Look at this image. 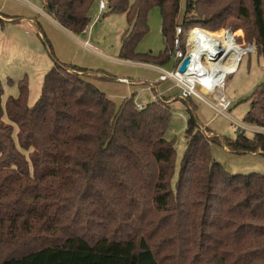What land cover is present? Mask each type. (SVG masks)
Instances as JSON below:
<instances>
[{"label": "trees", "instance_id": "1", "mask_svg": "<svg viewBox=\"0 0 264 264\" xmlns=\"http://www.w3.org/2000/svg\"><path fill=\"white\" fill-rule=\"evenodd\" d=\"M43 1L69 31L88 29L95 0ZM196 1L186 0V15ZM235 4L263 53L264 0ZM155 6L162 12L166 42L156 57L137 51ZM181 8L182 0H108L109 11L125 13L130 22L122 35L121 58L165 64ZM5 17L0 14L2 24L22 19ZM201 22L187 19L183 26ZM86 71L56 59L33 106L21 83L19 96H11L6 105L19 128L18 142L13 125L2 122L0 80V238L7 237L11 245L29 236L0 264H167L168 255L175 264H264V172L232 174L211 155L212 143L233 153L264 154V133L208 138L197 107L186 104L187 147L173 183L177 150L165 137L169 105L155 100L138 109L133 96L117 105L85 79ZM246 100L250 109L244 121L264 127V81ZM27 151H32L30 158ZM70 202L76 205L75 215L87 206L77 202L96 205L83 232L76 225L72 230L61 226Z\"/></svg>", "mask_w": 264, "mask_h": 264}, {"label": "rangeland", "instance_id": "2", "mask_svg": "<svg viewBox=\"0 0 264 264\" xmlns=\"http://www.w3.org/2000/svg\"><path fill=\"white\" fill-rule=\"evenodd\" d=\"M219 1H221L220 5H210L207 0H201V2L197 0L194 8L186 15V0H182V10L177 19L176 28L183 25L187 19L199 20L202 21L201 26L197 27L215 33H223L227 30L232 33L237 32L236 41L240 45L253 47L243 55L238 64L237 72L228 74L226 78L224 93L230 102V106L224 113L212 107L213 104L210 105L209 102L216 103L212 94L205 95L207 100L194 96L192 98L183 97L181 95L182 89L175 80L161 81L159 71L153 66L144 64L151 63L168 70H175L173 39L176 28L174 33L169 35L171 52L168 54L169 60L165 64L160 65L142 59L121 61L122 35L130 28V22L125 13L110 12L108 9L98 17L99 0H95L90 10L91 23L88 29L75 37L55 24L43 12H39L35 6L44 9L42 0H0V5L7 2V9L11 10L12 13L37 16L39 22L37 25H40L41 28L40 33L37 25L33 22L20 24L8 22L2 24L0 22V80L3 89L1 104L4 109L2 122L5 125H13V137L18 142L19 128L9 119L6 105L11 96H19L21 83L27 87L28 105L33 106L41 96L45 75L55 65L56 59L69 67L77 65L87 68L89 71L83 73L85 79L105 91L107 96L114 100L117 105L132 96L138 109L145 108L155 100V102L163 101L169 105L170 119L165 130V137L173 142L177 150L173 177V183H175L187 147L185 131L189 111L186 104L193 108L197 107V115L203 127L207 129V131L204 130V133L208 138L217 133L225 139L234 140L242 132L247 137H253L256 133V130L244 121V117L250 109V101L246 99L264 81V52L260 53V47L252 38L251 31H246L247 21L238 15L235 0ZM226 9L230 11L226 12ZM211 20L217 23L211 22ZM148 26L149 31L139 41L137 51L151 53L156 57L166 48L162 29L163 16L159 7L155 6L150 10ZM184 29L187 32L189 28ZM44 37H46L45 40ZM88 41L90 45L87 44ZM182 41L181 48L185 49V45H183L185 34L182 36ZM46 43L51 47L50 51H48ZM123 77H127L126 79L131 81H120L119 78ZM198 90L202 92L203 88L198 86ZM258 127L261 128V126L255 125L256 129ZM260 131L264 132V128H261ZM30 152L32 151L25 152L28 158H30ZM211 155L232 174L264 172V154L233 153L224 148L222 144L212 143ZM77 204L84 207L87 204L85 209L79 208L83 216L81 214L75 215L76 205L72 207L70 202L66 205L69 212L62 214L60 223L67 230H72L70 228L76 225L83 232V228L86 227L87 216L91 212H97V209L94 204L82 202H77ZM92 230L99 233L98 229ZM47 237L50 238L49 235ZM28 238V235H23L19 239L13 240L15 243L11 245L6 243L7 237L3 241L0 238V260L4 254L8 255L15 245L28 242ZM33 243L38 244L41 241L34 240ZM165 262L175 264L169 255Z\"/></svg>", "mask_w": 264, "mask_h": 264}, {"label": "built area", "instance_id": "3", "mask_svg": "<svg viewBox=\"0 0 264 264\" xmlns=\"http://www.w3.org/2000/svg\"><path fill=\"white\" fill-rule=\"evenodd\" d=\"M108 9V0H99V16H101V14L103 12H105ZM196 27L193 28H189L187 32H185V29L183 27V25H180L176 28V32H175V38L173 39V46H174V61L176 62V68L175 70H168L166 68H162L159 67V72H160V80L161 81H165V80H175L177 85L182 89V93L181 95L183 97L186 98H192L197 97L199 99L202 100H207V98L205 97V95H209L212 94L216 100V103L213 102H209L210 105H212V107H214L215 109H217L219 112H225L228 107L230 106V102L228 100V98L226 97L225 93H224V87H225V82H226V78L228 76V74H232L237 72L233 71V72H228L225 74V77H223L221 80H219V77H217L214 74V70L213 67L211 65V61L210 59L207 57L206 54H200V62L203 64L201 67L197 66L200 72V74L198 75V77H194L195 80L193 83H191L190 81H188V78H181L179 76H182V72L179 71V67L182 63V61L184 60V58L187 55L191 56V64H192V52L196 49L195 48V43L196 41H193L192 39V33L196 30ZM200 29V27H198ZM202 29V28H201ZM204 31H206L205 29H202ZM210 33V34H207ZM225 37L229 38L231 37L232 41H236V36L234 35V33L230 32L229 30L224 31L223 32ZM222 33V34H223ZM185 34V41L184 44L185 45V49L181 48V45L183 43L182 41V36ZM218 33L215 32H209L206 31L205 32V37L204 38H200L199 40H201V43L203 42H208V43H214L217 42V47L215 48V51L213 53H211L210 55H208L209 57L213 58V61H218V60H227L225 59L226 57H228L229 55H227V53L224 51L223 49L226 46V39H221L218 36ZM196 40V39H195ZM90 42L88 41L87 44H89ZM90 45V44H89ZM250 51V50H248ZM247 51V52H248ZM246 52V53H247ZM245 54V53H244ZM242 54L238 61L237 64L240 63L243 55ZM191 64L189 65V67L191 66ZM188 67V68H189ZM203 68V69H202ZM219 69H217L216 71H218ZM218 74H220V72H217ZM186 74V73H184ZM120 81H127L126 78H119ZM221 81V82H220ZM198 86L203 88L202 92H199L198 90ZM223 88V93L220 92V89ZM140 109H143V107H141ZM254 130H256V132H261L264 133L262 131H260L261 128L264 127H258V129H256L255 127H253Z\"/></svg>", "mask_w": 264, "mask_h": 264}, {"label": "bare ground", "instance_id": "4", "mask_svg": "<svg viewBox=\"0 0 264 264\" xmlns=\"http://www.w3.org/2000/svg\"><path fill=\"white\" fill-rule=\"evenodd\" d=\"M205 32L204 30H202L201 28L199 29L198 27H196V30L192 33V39L193 41H196L195 43V50L192 52V64L191 66L188 68V70L185 72L186 74H182V76H179L181 78H188L187 80L190 81L191 83L194 82L195 78L194 77H198V75L200 74L199 70L197 68V66L201 67L203 64L200 62V54H206L207 57L210 59L211 61V65L213 67L214 70V74L219 77V80H221L223 77H225V74L228 72H233L236 71L238 69V64L237 61L239 59V57L246 53L248 50L253 49L252 46L250 47H244L242 45H240L238 42L232 41L231 37L227 38L225 37L224 33H218V37L221 39H226V46L223 49V52L225 51L227 53V55H229L228 57H226L225 59L227 60H218L213 61L211 57H209L208 55H210L211 53H213L215 51V48L217 47V42L212 43H208V42H203L201 43V40H199L201 37L204 38L205 37ZM210 34V33H207ZM235 36H238L237 32L234 33ZM196 39V40H195ZM203 69V68H202ZM217 69H219L218 71H216ZM217 72H220V74H218ZM222 81V80H221ZM220 81V82H221ZM220 92L223 93V88L220 89Z\"/></svg>", "mask_w": 264, "mask_h": 264}, {"label": "crops", "instance_id": "5", "mask_svg": "<svg viewBox=\"0 0 264 264\" xmlns=\"http://www.w3.org/2000/svg\"><path fill=\"white\" fill-rule=\"evenodd\" d=\"M43 5L45 7V1H43ZM33 6H35V5H33ZM35 7L39 10V12H43L46 16H48L52 21H54L55 24H57L63 30L67 31L68 33H70L71 35H73L75 37L77 36V34H74L73 32H71L68 29H66L65 27H63L52 15H50L48 12H46L45 8L43 9V8H38L37 6H35ZM0 14L6 15V17L4 18L6 20H7L8 17H16V16H18V17L22 18L20 21H16V22L11 21V20H8L7 21L8 23L20 24L22 22H29V23L30 22H33L34 24L37 25V22H38L37 16H35V15H32V14H30V15H20L18 13H12L11 10L7 9V2H3L2 5H0ZM33 20H35V21H33ZM124 60H126V59H122L121 58V61H124ZM144 64H148V66H153L154 69H157V71H159V65H152L151 63L150 64L149 63H144ZM158 73L160 74V72H158ZM125 78H127V77H125ZM128 81H131V80L130 79L129 80L127 79L126 82H128ZM123 82H125V81H123ZM249 125H251V127H255V125H252V124H249Z\"/></svg>", "mask_w": 264, "mask_h": 264}, {"label": "water", "instance_id": "6", "mask_svg": "<svg viewBox=\"0 0 264 264\" xmlns=\"http://www.w3.org/2000/svg\"><path fill=\"white\" fill-rule=\"evenodd\" d=\"M191 64V56L187 55L184 60L182 61L179 71L185 73L188 70L189 65Z\"/></svg>", "mask_w": 264, "mask_h": 264}]
</instances>
